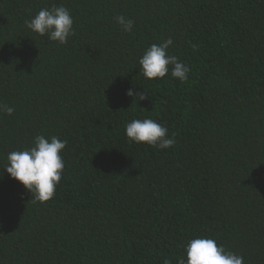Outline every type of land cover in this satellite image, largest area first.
I'll return each instance as SVG.
<instances>
[{
    "label": "trees",
    "instance_id": "obj_1",
    "mask_svg": "<svg viewBox=\"0 0 264 264\" xmlns=\"http://www.w3.org/2000/svg\"><path fill=\"white\" fill-rule=\"evenodd\" d=\"M53 4L63 45L25 25ZM169 37L183 82L140 70ZM0 104V166L36 135L67 141L46 202L0 168V264H177L198 236L264 264V0H0ZM144 118L176 143L130 141Z\"/></svg>",
    "mask_w": 264,
    "mask_h": 264
},
{
    "label": "clouds",
    "instance_id": "obj_2",
    "mask_svg": "<svg viewBox=\"0 0 264 264\" xmlns=\"http://www.w3.org/2000/svg\"><path fill=\"white\" fill-rule=\"evenodd\" d=\"M117 24L124 32H132L134 21L130 17L119 14L115 17ZM26 27L40 36H47L49 40L66 44L68 38L74 34L73 17L64 5L53 4L50 8H41L30 19L25 20ZM173 44L171 37L159 44H151L139 58L140 70L148 79L163 78L171 71V76L183 82L188 78L190 67L174 55H168L167 50ZM171 66V69L170 67ZM131 88L126 95L134 96ZM139 99L146 98L144 92H139ZM0 112L12 115L14 108L0 104ZM166 126L151 118L134 119L126 124L125 134L130 141L147 143L148 145L166 149L176 143L174 134L169 136ZM67 141L57 136L45 137L36 135L32 146L23 150H13L7 154L3 168L10 178L19 181L31 193L35 201L41 203L51 199L61 180L65 163L61 151ZM3 173H0L2 178ZM163 264H171V260L164 258ZM177 264H244L241 255L227 251L223 245H218L212 238L195 237L190 239L184 247V256Z\"/></svg>",
    "mask_w": 264,
    "mask_h": 264
}]
</instances>
